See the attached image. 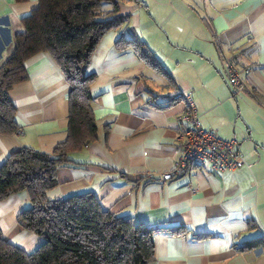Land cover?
<instances>
[{
  "label": "crops",
  "instance_id": "crops-1",
  "mask_svg": "<svg viewBox=\"0 0 264 264\" xmlns=\"http://www.w3.org/2000/svg\"><path fill=\"white\" fill-rule=\"evenodd\" d=\"M36 6L37 0H0V64ZM118 11L130 15L162 72L129 49L116 51L120 31L101 38L88 67L95 139L68 154L72 164L57 169L46 196L91 192L117 216L161 228L149 264H264V245L242 250L253 238L264 242V0H121ZM226 60L247 70L253 96L234 92ZM24 66L26 79L8 91L19 131L0 135V167L20 149L49 154L67 136L68 86L60 68L48 53ZM184 95L200 126L235 140L250 166L222 173L190 167L183 177L158 180L180 153ZM28 205L24 192L0 201L2 236L26 253L42 242L18 223ZM176 227L182 235L170 231Z\"/></svg>",
  "mask_w": 264,
  "mask_h": 264
},
{
  "label": "trees",
  "instance_id": "trees-1",
  "mask_svg": "<svg viewBox=\"0 0 264 264\" xmlns=\"http://www.w3.org/2000/svg\"><path fill=\"white\" fill-rule=\"evenodd\" d=\"M120 2L37 0L36 8L21 20L22 31L12 38L10 55L0 64V135L18 130L8 91L26 79L27 59L48 53L68 86L66 139L49 154L32 148L15 151L0 167V201L11 194L26 193L29 205L18 213V223L42 239L26 253L5 240L0 231V264H149L154 259V236L161 228H148L130 217L117 216L104 209L91 192L54 199L46 196L57 185V169L72 164L68 154L95 139L90 91L94 75L88 73V67L101 38L110 31H120L113 43L116 51L129 49L153 72H162L131 27L130 15L118 13ZM105 4L110 9H104ZM245 75L242 73L244 80ZM227 81L230 84L228 75ZM170 231L183 234L180 227ZM263 243L256 237L242 250H253Z\"/></svg>",
  "mask_w": 264,
  "mask_h": 264
},
{
  "label": "built area",
  "instance_id": "built-area-1",
  "mask_svg": "<svg viewBox=\"0 0 264 264\" xmlns=\"http://www.w3.org/2000/svg\"><path fill=\"white\" fill-rule=\"evenodd\" d=\"M247 70L240 71L228 63L227 75L230 85L237 92L250 94V89L242 77ZM186 110L178 116L180 127V153L171 171L160 176L159 181L168 182L183 177L190 167L205 168L210 173L234 172L247 164L236 147L235 140H226L212 128H202L189 95L182 97ZM18 133V131H17ZM146 179H154L147 173Z\"/></svg>",
  "mask_w": 264,
  "mask_h": 264
},
{
  "label": "rangeland",
  "instance_id": "rangeland-1",
  "mask_svg": "<svg viewBox=\"0 0 264 264\" xmlns=\"http://www.w3.org/2000/svg\"><path fill=\"white\" fill-rule=\"evenodd\" d=\"M118 6L119 5H117V8H118ZM104 9H110V7H109V5H104V7H103ZM118 13H119V11H118ZM138 36V35H137ZM6 58V57H5ZM5 58H4V60H5ZM226 62V61H225ZM230 61H227V63H229ZM231 64V63H230ZM233 65V64H232ZM247 84V83H246ZM247 86H248V84H247ZM249 87V86H248ZM249 89H250V87H249ZM249 95H251V96H253V93H252V90L250 89V94ZM183 101V103H185L184 102V100H182ZM192 103H193V101H192ZM180 116V115H179ZM17 131H19V130H17ZM17 131L15 132V133H17Z\"/></svg>",
  "mask_w": 264,
  "mask_h": 264
}]
</instances>
